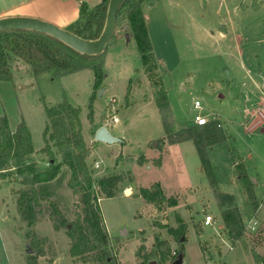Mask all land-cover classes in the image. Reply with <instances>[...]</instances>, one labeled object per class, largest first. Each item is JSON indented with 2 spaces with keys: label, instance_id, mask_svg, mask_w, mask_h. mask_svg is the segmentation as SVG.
<instances>
[{
  "label": "rangeland",
  "instance_id": "1",
  "mask_svg": "<svg viewBox=\"0 0 264 264\" xmlns=\"http://www.w3.org/2000/svg\"><path fill=\"white\" fill-rule=\"evenodd\" d=\"M206 1L203 6L197 0H148L144 4L142 12L150 2L157 3L154 8L153 5L147 8L151 21L146 25L157 61L149 59L146 65L135 40L124 36L129 28L123 29L124 23H118L117 32L123 36L120 40L114 36L106 46L103 78L98 85L91 69L61 76L46 72L34 77L25 73L20 61L12 67V79L0 82V117H6L12 131L24 121L35 149L43 146L47 121L44 104L55 106L67 100L80 108L82 137L88 146L89 141H94L97 129L106 124V102L111 97L118 101L119 123L107 129L130 142L127 154L139 153L149 140L155 143L165 136V130L157 107L146 101L152 91L154 95L156 92L151 82L157 78L148 76L153 71L162 77L167 93L168 123L179 130L174 132V139L187 137L181 131L194 126L196 116L217 119L221 123L226 140L213 150L207 148L210 163L216 169V189L210 187L200 172L199 156L190 142L180 146L178 156L177 150L172 149L163 170L129 168L135 176V184L143 188L160 181L167 182L172 190L195 185L173 194L163 192L166 198L178 200L176 206H157L142 198L136 201L139 189L132 191L128 198L121 193L114 198L97 195L104 226L114 236L110 239V249L118 251L119 264H158V259L149 262L144 259L156 239L168 242L171 254L166 264H175L180 246L178 238L184 244L181 264H205L206 256L213 264H264V117L260 112L259 93L264 90V0ZM219 33L227 34V39L222 40ZM129 84L132 91L126 98ZM92 95L94 118L90 123L87 115ZM195 102L201 105L200 110L194 109ZM254 112L261 121L255 129L251 128ZM53 152L57 163H61L54 181L35 184L30 175L14 174V171L6 180L0 179V264H51L57 255L55 264H96L87 258L89 256L85 259L69 256L70 240L65 228L54 234L56 231L49 218L50 201L58 206L69 223L81 214L83 206L82 194H73L69 186L72 172L65 164L69 158L67 149L59 153L53 148ZM238 157L243 160L248 178L256 180L255 184L251 182L258 205L257 215L239 181L232 183L237 178L234 163ZM142 159L139 156L136 162L141 164ZM32 160L41 170L49 167L45 154L32 156ZM94 162L100 163L99 170H93ZM86 163L93 172L91 189L98 191L99 182L106 175L103 171H113L112 155L95 149ZM124 174V185H130L131 172ZM31 184L47 187L50 197L34 209L35 223L29 226L18 214L16 200L17 191ZM221 190L235 198L243 225L237 239L221 218L218 198ZM39 211L41 213L37 214ZM204 215L213 217L212 227L202 228ZM254 218L259 223L251 230L249 226ZM180 224L185 229L183 235L176 238L169 234L168 229L178 230ZM123 230L126 233L121 235ZM29 231L46 240L44 256L34 258Z\"/></svg>",
  "mask_w": 264,
  "mask_h": 264
},
{
  "label": "trees",
  "instance_id": "2",
  "mask_svg": "<svg viewBox=\"0 0 264 264\" xmlns=\"http://www.w3.org/2000/svg\"><path fill=\"white\" fill-rule=\"evenodd\" d=\"M148 0H124L117 13V24L128 23L129 31L143 62L146 65L149 59H155L152 53V46L146 28V18L142 12L144 4ZM109 0H101L95 7H88L85 3L80 6V13L73 23L65 30L82 38L84 40H96L103 31ZM22 62L26 66V72L34 77L46 72H54V75L61 76L64 73L78 71L82 69H91L95 75V85L100 84L103 78L104 53L99 55L81 54L59 40L35 31L30 30H8L0 31V82L10 81L12 79V67L16 62ZM157 61V60H156ZM150 78H157L151 85L155 92V104L162 114L163 127L170 142H182L191 140L195 151L199 156L200 170L205 175L211 188L216 189L217 179L215 170L212 167L207 154V148L215 146L226 140L224 131L217 127L218 122L212 121L205 127L193 126L181 131L187 137L174 139L167 117L170 115L167 93L162 83V77L158 76L156 71L148 73ZM95 87V86H94ZM131 91L129 84L126 89V98ZM93 98L90 97L88 104L87 119L93 122ZM44 110L47 117L46 126L43 130V148L39 151L49 158V167L41 170L36 161L32 160L35 154L30 133L24 123L21 121L17 129L12 132L5 116L0 117V179L9 178L14 171L18 175H30L35 184H42L54 181L60 173L61 163L58 164L55 159L53 148L58 152L67 149L69 158L66 165L72 172L69 186L73 194H82L81 214H77L75 220L69 223L60 211L58 206L49 202V218L53 222V229L59 231L66 229V234L70 240L69 256L71 258L85 259L90 258L91 262L96 264H119L117 258L118 251L110 249V238L104 226L100 210L97 206L96 194L103 195L104 198H113L121 182V177L117 175H105L99 182L98 191L93 186V172L87 165L86 160L90 156V149L86 146L82 137V124L79 118L80 108L71 105L67 100L47 106L44 104ZM152 144V143H151ZM159 151L164 146V139L155 142ZM161 164V157L153 161V165L158 167ZM235 170L239 183L247 200L256 212L258 205L255 201L254 184L248 178L243 160L236 158ZM33 182H31L33 184ZM31 184V185H32ZM91 189V190H90ZM16 200L17 212L22 219L26 220L29 226L34 225V209L40 206L41 201L50 197L47 187L33 185L17 191ZM136 197H140L147 203L161 206L166 204L168 207H174L178 200L169 197L166 198L158 183L150 188L139 189ZM219 207L221 218L229 231L234 232V239L239 238L243 229L239 211L235 205L234 197L225 192H218ZM39 211L37 214H40ZM184 227L180 224L178 230L168 229L169 234L181 236L184 234ZM196 234H200L199 228ZM30 238V250L34 258L42 257L45 254L44 247L46 240L39 238L33 231L28 232ZM183 241V240H182ZM180 243L178 249V258H183V243ZM170 246L166 241L156 239L151 251L144 255L147 262L152 259H158V264H166L170 259ZM176 257V258H177ZM254 257V254H253ZM177 258V259H178ZM150 264V263H148Z\"/></svg>",
  "mask_w": 264,
  "mask_h": 264
},
{
  "label": "crops",
  "instance_id": "3",
  "mask_svg": "<svg viewBox=\"0 0 264 264\" xmlns=\"http://www.w3.org/2000/svg\"><path fill=\"white\" fill-rule=\"evenodd\" d=\"M204 1L205 0H202L201 2L198 1V2L200 3L201 6H203ZM100 2H101V0H0V19L7 18V17L34 18V19H39L42 21L52 23V24H54V25H56L62 29H66L71 23H73L75 20H77L79 13H80V6L82 3H85L88 7L92 8V7L97 6ZM206 3H209V0H207ZM156 4L157 3L153 4L152 2H150V6H147L143 10V14L146 18V25L148 24L147 21H149V22L151 21V16H150V13H149L147 8L151 9V5H153L152 8H154V6H156ZM209 29H211V28H209ZM117 30L118 29L116 28L114 36L117 37V40H120L122 38L123 34H118ZM210 33H212V32L210 31ZM124 34H125L124 36H126L128 39H129V37L132 39V36H131L129 30L125 31ZM226 35L227 34L219 33V36L222 40L227 39ZM236 50H237V52L242 54L240 49L239 50L236 49ZM22 65H23V63H22ZM23 67H24L25 73L28 74L25 70L26 66L24 65ZM28 75H30V74H28ZM254 85L257 86V83H254ZM259 93H260V101L262 102L263 90ZM146 101H149L148 103H152L154 106H156L155 96H154L153 91L150 93V96L146 98ZM128 103L129 102H127V104ZM158 112L161 114V112L159 110H158ZM246 112H247V114H249L248 111H246ZM251 115H252V120H254L253 124L251 125V128L255 129L258 125L261 124V121L258 119L259 115L257 113L254 112ZM161 117H162V114H161ZM211 121H219V120L215 119V120H211ZM162 122H163V120H162ZM171 126H173V124H171ZM194 126H196L195 122H194ZM27 129H28V127H27ZM174 130H175V128L173 129V127H172L173 133L179 131V130H175V131ZM28 131H29V129H28ZM12 132H14V131H12ZM108 132L111 135H113L109 130H108ZM262 132L264 133V129H262ZM29 133H30V131H29ZM30 136H31V134H30ZM113 136L120 139V143L104 144V143L95 142V140H94L92 143H91V141H89V145L87 144L88 145L87 147L90 149V152H91L90 157H92L95 149L96 150H105L106 152H109L112 155V160L114 162V164H113L114 166L112 169L113 171L108 172V170H106L103 172L106 175H117V176L121 177V182L118 185L117 193L114 197H116L119 193H121L124 198H128L131 196L132 191H134L135 189L143 188V187L135 184V182H134L135 176L133 174V171L129 169L130 167L137 168V170H140V171L145 170V169L151 170L152 168H157L159 170H163L165 168L166 163H167V159L172 155L171 154L172 149L177 150V156H178V154L181 152L180 146H184L186 143H190V142L193 144V142L191 140H186V141H182V142H173V141L170 142L167 139V134L165 133V136H163L161 138V139H164V146H163L161 151H159L157 149L156 144L153 142V140H149L146 145L141 147V149L139 150V153L137 152L136 154H129L128 155L126 152V149L128 148L130 142L128 140H126L123 136H117V135L116 136L113 135ZM31 141H32V138H31ZM151 143H152V146H150ZM91 144L92 145L94 144V146H92ZM218 145H220V144L212 146L208 149L213 150ZM42 148H43V146L40 147L39 149H35L33 147L35 154H33L32 156L35 158L37 156H42L43 154L39 152ZM139 156H142V158H143L141 164L136 162L137 158ZM159 157H161V164H160V166L156 167L153 165V161L158 159ZM40 160H42V159H40ZM235 163H236V161H235ZM235 163H234V167H235ZM213 168L215 169V167H213ZM126 171L131 172L132 182L130 183V185H124L126 183V180L124 177V175H125L124 173ZM215 175H216V169H215ZM235 181L238 182V178H235V180H233L232 183H234ZM251 181L254 184L256 183V180H251ZM155 183L159 184L161 190L164 193H169V194H173L174 192H181V191L185 190L186 188H189L191 186H195V185H190L183 190L182 189L172 190V188L169 185H167V182L165 183V182L160 181V182H154L153 184H155ZM153 184H151L147 188H150ZM227 194H229V193H227ZM230 195H232V194H230ZM140 199H141L140 197H137L136 201H138ZM255 214L257 215V212ZM0 220H2L1 215H0ZM254 223H255V225H257L259 222L255 218L252 219L249 228L251 226H253ZM58 233L59 232H57V231L54 232V234H58ZM107 233H108V231H107ZM108 235L110 238H112V239L114 238V236H111L109 233H108ZM57 259H58V255L54 259L53 263H51V264H55Z\"/></svg>",
  "mask_w": 264,
  "mask_h": 264
},
{
  "label": "water",
  "instance_id": "4",
  "mask_svg": "<svg viewBox=\"0 0 264 264\" xmlns=\"http://www.w3.org/2000/svg\"><path fill=\"white\" fill-rule=\"evenodd\" d=\"M124 0H109L106 14V21L100 36L93 41L84 40L71 32L62 29L52 23L27 17H7L0 19V31L8 30H30L49 35L73 50L86 55H99L104 53L106 46L110 43L117 28V13L120 5ZM201 2L202 0H198ZM128 29L129 24L126 23L122 27ZM95 142L112 144L120 143V139L111 135L103 126L100 127L94 135ZM126 231H122L124 235ZM182 257L180 256L175 264H181ZM153 264V263H152Z\"/></svg>",
  "mask_w": 264,
  "mask_h": 264
},
{
  "label": "built area",
  "instance_id": "5",
  "mask_svg": "<svg viewBox=\"0 0 264 264\" xmlns=\"http://www.w3.org/2000/svg\"><path fill=\"white\" fill-rule=\"evenodd\" d=\"M194 109L196 110H200L201 109V105L198 102L194 103ZM106 111H107V115H106V124L104 125L105 128L108 127H113L116 124L119 123V118L117 116L118 113V101L114 98L111 97L110 99H108V101L106 102ZM262 116L264 117V90H263V100L261 103V110H260ZM194 122L195 125L198 127H205L207 125H209L212 121L208 120L206 118L200 117V116H196L194 118ZM218 122V121H216ZM221 123L218 122L217 127L221 128ZM100 168V163L99 162H94L93 164V170H99ZM98 194H96V198L97 201L99 200V197L97 196ZM214 219L211 215H204L202 217L201 220V226L202 228H207V227H212L214 224ZM255 223L253 224V226L250 227L251 230H254ZM229 249H232L231 247H229ZM205 264H213L212 260L206 256L205 258Z\"/></svg>",
  "mask_w": 264,
  "mask_h": 264
}]
</instances>
